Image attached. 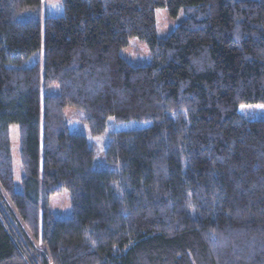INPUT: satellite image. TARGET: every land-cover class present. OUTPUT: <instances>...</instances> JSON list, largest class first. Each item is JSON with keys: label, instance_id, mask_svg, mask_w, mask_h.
Listing matches in <instances>:
<instances>
[{"label": "trees", "instance_id": "16d2710c", "mask_svg": "<svg viewBox=\"0 0 264 264\" xmlns=\"http://www.w3.org/2000/svg\"><path fill=\"white\" fill-rule=\"evenodd\" d=\"M157 8L184 15L166 37ZM132 37L149 64L121 56ZM255 103L264 0H62L57 16L0 0V264H264V119L238 110ZM67 107L93 135L109 116L150 124L111 131L104 157L118 169H94ZM63 189L72 213L56 218Z\"/></svg>", "mask_w": 264, "mask_h": 264}, {"label": "rangeland", "instance_id": "374dc122", "mask_svg": "<svg viewBox=\"0 0 264 264\" xmlns=\"http://www.w3.org/2000/svg\"><path fill=\"white\" fill-rule=\"evenodd\" d=\"M42 11L47 16H57L62 13V0H42ZM156 31L159 37H166L169 33L183 20V12L180 11L176 17H170L164 8L155 9ZM120 54L130 64L146 65L151 62V54L146 44L136 37L128 40L125 47L120 50ZM41 54L38 52L29 57L23 66H31L40 60ZM58 87H48L43 92L57 93ZM263 103L243 104L238 110L241 115L248 119H264ZM70 131L81 133L86 136L89 144L95 150V158L92 164L94 169H118L116 164L109 163L105 160L104 152L109 141V133L113 130L131 129L147 126L150 122L126 121L117 122L113 117L107 118L106 128L102 134L93 135L90 133L88 125L82 120L83 112L67 107L64 111ZM9 136L12 151L14 186L16 191H21L22 170L20 165V144L19 129L17 125H11L9 128ZM48 206L50 211L56 218H68L72 213L71 193L67 189L53 194L49 198ZM35 249L43 251L40 241L34 242ZM33 252V251H32ZM34 253V252H33ZM36 254V253H34ZM36 256V255H35ZM40 258L39 256H37Z\"/></svg>", "mask_w": 264, "mask_h": 264}, {"label": "snow or ice", "instance_id": "6c2138e0", "mask_svg": "<svg viewBox=\"0 0 264 264\" xmlns=\"http://www.w3.org/2000/svg\"><path fill=\"white\" fill-rule=\"evenodd\" d=\"M262 107H264V106H262Z\"/></svg>", "mask_w": 264, "mask_h": 264}]
</instances>
